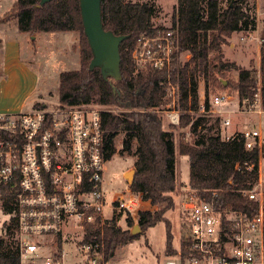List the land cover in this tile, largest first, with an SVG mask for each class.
I'll list each match as a JSON object with an SVG mask.
<instances>
[{"label": "trees", "instance_id": "obj_1", "mask_svg": "<svg viewBox=\"0 0 264 264\" xmlns=\"http://www.w3.org/2000/svg\"><path fill=\"white\" fill-rule=\"evenodd\" d=\"M40 0H16L12 8L0 18V23L15 20L22 33H52L76 31L79 33V68L60 74L58 103L60 108L80 105L117 106L125 112L101 113L102 153L105 162L115 154L114 139L124 134L119 154L135 157L134 174L129 189L151 206H162L159 211H139L137 225L140 231L153 228L162 221L164 213L173 207L172 194L176 191V151L174 136L164 130L159 110L166 78L178 86V127L195 132L202 119L197 93L196 77L209 79L217 72L233 70L237 81L233 88L238 99H253L256 89L254 69H245L234 63L209 62V51L225 43L239 31H254L255 19L244 13L241 3L228 5L221 10L217 0H177L173 9L171 27L176 32L177 44L169 73L146 69L136 72L131 52L138 38L151 34L161 27H152L153 10L145 4L123 0H101V20L105 30L114 35L128 36L119 48L121 79L103 78L98 68L89 70L91 52L83 34L78 0H51L39 6ZM211 34V38H209ZM260 74L261 99L264 110V31L261 34ZM182 54L189 59L181 63ZM220 81L219 83H221ZM205 103V110H207ZM41 109V107H37ZM127 111V112H126ZM203 127V135L191 144L180 143L178 154L189 163L188 187L200 196L219 191L218 205H229L243 212H255L256 204L240 192L250 190L255 182L253 172H237V164L256 163V150L246 151L242 144L221 141L219 131ZM135 142V147L133 143ZM134 148V150H133ZM8 207H5V212ZM8 213V212H7ZM13 219L5 227L9 241L0 239V264H19L18 249L13 240ZM128 227L132 220L127 219ZM138 235H130L116 227V220L86 228L85 242H101L105 258L116 248L131 243Z\"/></svg>", "mask_w": 264, "mask_h": 264}, {"label": "built area", "instance_id": "obj_2", "mask_svg": "<svg viewBox=\"0 0 264 264\" xmlns=\"http://www.w3.org/2000/svg\"><path fill=\"white\" fill-rule=\"evenodd\" d=\"M254 1L258 18L262 0ZM176 44L172 27L142 34L131 52L135 71L169 73ZM260 79L258 74L253 99L241 102L245 113L262 111L257 110L262 106ZM227 100L226 95L212 94L207 110L203 101L199 112L219 114ZM161 101L168 126H178V86L169 77ZM103 111L80 105L0 114V205L11 209L19 264L109 263L101 242L84 241L86 228L97 221L100 226L113 219L116 227L122 219L126 223L142 200L127 190L108 201L104 192ZM230 125V118L222 120L221 141L257 152L256 163L235 166L237 172L256 176L252 188L240 192L256 204L255 212L218 205L219 191L204 197L189 189L181 205L183 248L177 257L156 264H264V138L260 126L228 133ZM76 231L84 238L73 248L65 247L68 235Z\"/></svg>", "mask_w": 264, "mask_h": 264}, {"label": "rangeland", "instance_id": "obj_3", "mask_svg": "<svg viewBox=\"0 0 264 264\" xmlns=\"http://www.w3.org/2000/svg\"><path fill=\"white\" fill-rule=\"evenodd\" d=\"M15 1L16 0H0V12L5 14L12 8ZM123 1L127 3L145 4L151 7L153 10L151 18L152 27H171L173 9L177 0ZM205 1L206 0H202L203 5H205ZM217 1L219 2L221 10L227 8L228 5L236 3V0ZM241 7L243 8V11L247 17H249V21L251 18L255 19V30L239 31L232 34L230 38L226 39L225 43H222L220 46L209 51V62L211 65L217 63L218 61L224 63H234L240 68L254 69L256 77L258 74L261 77L260 46L262 42L261 34L264 31V0L261 1L260 16L258 18L256 16L254 0H245L244 3H241ZM74 32L78 36L77 48L79 52V33L76 31ZM209 38H211V34H209ZM188 59L189 55L187 54H182L180 57L181 63L186 62ZM71 66V68L78 69V65ZM220 81H222V84L219 83ZM236 81L237 72L233 70L217 72L209 79H204L202 76H197L196 84L200 103L203 101L207 103L209 96L212 94H223L228 97L235 95L236 92L233 88V85L236 83ZM58 85L59 80L56 78V74L53 73L46 81V87L43 89L44 91L41 92L40 90V93H42L43 96L38 99L36 97L38 93L34 95V97H36V101L34 103H32V98H30V95L33 93L28 96V89L25 85H23L20 89H17L15 93L13 92V96L8 95V98L12 97V99L8 101L16 104V108L21 105L20 108L17 109L18 112H28L32 109H37V107H41V109L45 108L48 110H55L60 107L58 103ZM93 106L98 109L107 110L113 114L125 112L117 106H99L95 104H93ZM164 109V104H162L161 108H159L158 115L162 118L164 130L173 134L176 151L175 174L177 188L172 194L173 207L164 213L162 221L157 223L153 228L140 231L137 225L138 212H155L159 211V209L164 206H151L149 202L145 204L143 203L144 201H140L133 210V218L129 217L132 220V226L128 227V223L123 222V219L120 220L119 225L117 226L122 231H128L130 235H138L137 239L133 240L131 243H127L116 248L110 257L105 258L109 261L108 264H156L160 261V259H164L165 257H177L179 247L180 249L183 248L181 205L184 195L189 190V187L187 186L189 179V163L187 157L180 156L178 154V147L180 143L191 144L193 139L203 135V127L205 126H211L213 128V132L219 131L220 133L222 116L216 113H205L201 116L193 114L194 119L201 117L200 119H202V121L199 128L195 132H192L191 126L187 128H170L167 124L165 114L163 113ZM239 109L241 110V108ZM262 122L264 123V117ZM232 129L233 125L231 123L230 127L227 128L228 133ZM234 132H239V130H235ZM123 138L124 134L122 133H119L115 137V154L110 160L105 162L103 189L108 197V201H110L112 195L121 194L127 190H130L129 183L125 178V174L130 171H134L135 157H132V155L128 156L126 154H119ZM133 145L135 147V142ZM7 212H5V209L2 210L0 205V239L4 238L6 241H9L10 235H6L5 227L10 223L8 214L11 213V209H8ZM105 214H108V212ZM63 234L67 235L68 232L64 231ZM82 236L84 238V233L81 231L70 233L68 238L65 240V247L73 248V246L80 241ZM104 249L105 248L103 246V253L105 255ZM69 259H71V255H69Z\"/></svg>", "mask_w": 264, "mask_h": 264}, {"label": "crops", "instance_id": "obj_4", "mask_svg": "<svg viewBox=\"0 0 264 264\" xmlns=\"http://www.w3.org/2000/svg\"><path fill=\"white\" fill-rule=\"evenodd\" d=\"M3 15L0 12V18ZM77 38L74 31L36 33L32 36L20 32L15 20L0 23V114L22 113L17 110L21 105L16 108V104L8 101L12 99L8 95L13 96V92L23 85L28 89V96L33 93L30 98L34 103L36 97L39 99L43 96L40 90L44 91L51 74H56L59 80L61 73L78 70L71 68V65H78L79 68ZM258 109L262 111L249 114L243 112L236 93L228 97L218 110L222 120L230 118L233 125L230 132L257 129L260 126L264 137V110L261 105Z\"/></svg>", "mask_w": 264, "mask_h": 264}, {"label": "water", "instance_id": "obj_5", "mask_svg": "<svg viewBox=\"0 0 264 264\" xmlns=\"http://www.w3.org/2000/svg\"><path fill=\"white\" fill-rule=\"evenodd\" d=\"M51 0H40L42 6ZM83 34L91 52L89 70L98 68L103 78L115 81L121 79L120 54L121 43L128 38L125 35H114L104 29L101 20V0H78ZM134 171L125 174L130 184Z\"/></svg>", "mask_w": 264, "mask_h": 264}]
</instances>
